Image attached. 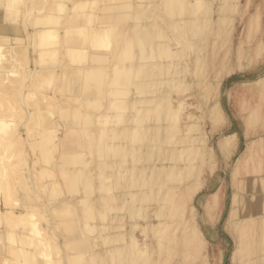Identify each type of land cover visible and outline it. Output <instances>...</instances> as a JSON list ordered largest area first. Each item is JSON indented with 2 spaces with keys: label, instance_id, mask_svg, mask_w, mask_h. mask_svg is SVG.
<instances>
[{
  "label": "rangeland",
  "instance_id": "374dc122",
  "mask_svg": "<svg viewBox=\"0 0 264 264\" xmlns=\"http://www.w3.org/2000/svg\"><path fill=\"white\" fill-rule=\"evenodd\" d=\"M119 1L124 2L125 0H99L103 8L99 9L97 15L94 11H90L92 14L89 15L92 18L88 25V33L97 30L92 24L100 13L108 17L105 18V22L117 13V2ZM167 4L160 3L151 7L153 15L151 21L161 26L160 33H154L152 36L154 40L161 42L169 39L165 34L174 37L169 39L170 58L162 55L157 59L161 63H167L175 58L176 62L171 71L170 69L165 70L164 66L162 69L158 68L154 77L157 75V79L159 77L170 79L183 75L187 86L175 87L164 80L165 83H159L155 91L136 93L138 97L165 96L164 99H158L159 103L161 100L163 102L155 110H149L151 105L139 102V98H136L137 101L130 102L131 93L123 95L119 100H113L115 107L106 103L105 116L99 118L98 115L90 119V122L93 121L91 124L96 123L99 127L103 125L104 133L102 135L98 133L92 137L89 144L86 132L80 130L81 140L88 146L94 145L91 152L87 145H76L79 150L86 153V157L82 158L83 162L87 161V157L92 159L97 157L95 153L100 152L99 148L103 150L104 145L106 146L105 152L99 154L105 156L101 158L105 157V160L108 158V161L111 158L113 161H109L110 163L104 161L99 167L93 165L88 171L93 187L87 191L88 198L85 206L94 209L95 217L91 216L87 219L88 225L84 224L83 234H77L73 239L74 245L70 248L80 252L92 249L98 251L96 259H92L87 264L122 263L127 251L134 253L136 250V244L126 243L124 245L126 241H129L130 235L122 236L113 243L123 248L119 250V254L107 255L105 248L109 245L107 241L112 238V234H117L124 229L130 220L135 222V228L130 234H133L137 240L140 239L137 251L140 259L136 264H264V219L261 221V214L264 213V0H176L174 3ZM205 7H209L211 11L213 8L217 10L214 9L213 13H209L211 11L206 9L209 10L206 12ZM171 12L174 14L170 15ZM184 15L186 17L190 15L191 19L196 20L194 23L187 20L188 24L187 21L177 22ZM198 17L203 21L200 19V22ZM145 18L143 16L139 21L149 20ZM206 18L215 20L207 21ZM196 36L200 38L195 40ZM9 50L3 57H10ZM15 50L18 52V49ZM119 51L120 46L117 45L113 47L111 55L115 56ZM177 53L178 57L174 56ZM112 58L117 60V57ZM143 58L145 57L138 59L144 63ZM132 59L134 58L128 57L126 61L130 62ZM114 60L105 58L100 62H93L94 65L103 67L99 70L105 75V100L103 99L101 104L121 95H116L109 90V87L116 85L113 84V72H111ZM18 67H21L20 64H17ZM130 79L131 84L133 79H141V77L137 73L134 75L132 71ZM22 91L19 88L18 98H21ZM167 96L168 98L175 96L172 103L173 112L181 108L183 110L174 114L173 117L172 112H167L169 116L166 115L170 119L167 121L170 126V136L164 141L160 137L165 120L163 118L166 116L164 114L170 111L169 106L166 108L169 102ZM177 96H183L181 104L178 103L180 99ZM98 103L97 99H89L88 106L80 104L84 111L82 115L85 116L86 111L89 112V110L96 112ZM62 105L55 115L56 129L47 135L55 141L58 135H64L65 126L70 122L68 114L79 109L74 106L72 109L68 108L67 103ZM11 110L13 113L22 115L23 105L14 104ZM116 111L120 113L115 114ZM100 120L105 121L101 123ZM22 121L23 116L15 118L11 123L9 134L0 140V145L4 146L0 148V158L2 156L7 158L4 155L5 151L9 147H15L13 135L20 131ZM156 122L162 123L158 132L159 136L155 129L149 130L152 127L151 123ZM43 124L45 127L48 126L46 120ZM4 129L5 123H0V131ZM28 131L27 129L25 133ZM5 139L10 140L2 144ZM127 142L139 146L136 155L130 154L131 150L127 149ZM68 143L59 141L60 146ZM44 144L48 149L51 147V150L49 153L48 150L45 151L47 155L43 159L56 161L52 155H61L62 148L59 149L60 147L55 146L51 140L44 141ZM111 144L119 145V147ZM177 146H180L179 151H176ZM165 152L177 155L164 159ZM27 153L25 154V150L15 153L13 155L16 156L15 158L3 162L9 164L23 159ZM47 161L42 160L43 164ZM146 162L151 165L156 162L160 168L167 166L169 172L162 178L161 186H155V199L140 200L141 209L136 214V212L133 213V208L139 200L123 201L118 196L122 194L120 192L123 191L124 185L128 186V183L137 176L138 170L133 167ZM179 162L185 163V166L181 174L175 175L169 166ZM155 171L154 168V172L149 175L150 178L147 174L145 175L150 180L147 181L144 177L146 184L144 186L142 182L143 185H141L144 187L141 186V189H149L153 186ZM99 173L104 174L103 187L96 185L97 179L100 180ZM47 175L49 173L41 174L39 180L27 189L26 194L34 195V189L41 190V186L45 185L44 181L51 179L54 174ZM59 176L61 180L59 187L63 193L60 198H65L73 183L63 180L60 172ZM51 185L48 184V188ZM168 185L170 187L178 185L179 189L164 193L161 197V193L167 189ZM82 189L79 188L78 194L82 193ZM77 192L74 193L77 194ZM101 194L102 196L99 197ZM83 195H85L84 192ZM215 195L216 199L213 201ZM14 198L12 199L11 196L10 202H14ZM83 205L81 200H76L75 204H72L75 209ZM174 206H178V221H188L186 229L188 231L181 232L180 228L175 229L176 224H171L163 232L154 229L155 236H153V230L150 227V231L144 228L151 221L158 223L163 215H174ZM66 210H50L49 207H45L37 215L35 223L38 229L36 230H43L48 234V239L52 236L53 244L56 239L55 234L51 233V224H53V219L58 220V218L69 216L70 212L67 213ZM157 214L158 216H155ZM105 224L109 225L107 229H105ZM55 229L57 231L58 226ZM58 235L62 237L68 235L64 225L61 230L59 228ZM154 237H157L159 241L153 246L148 247L143 243L145 240L151 241ZM79 241L86 242L87 247L79 248L76 245ZM61 249L59 258L56 257L57 250L55 253L52 252L51 256L49 255L51 264H55L61 258H66L67 245L61 246Z\"/></svg>",
  "mask_w": 264,
  "mask_h": 264
},
{
  "label": "bare ground",
  "instance_id": "6f19581e",
  "mask_svg": "<svg viewBox=\"0 0 264 264\" xmlns=\"http://www.w3.org/2000/svg\"><path fill=\"white\" fill-rule=\"evenodd\" d=\"M175 1H119L117 2V13H114L109 18L110 20L106 22L105 18L108 17L100 13L99 16H96L97 18L92 24L97 30L88 33V25H90L92 18L89 15L92 14L90 11H94V14L97 15L99 9L103 8L99 0H0V123H5V129L0 131V140L4 136L6 137V134H9L13 120L23 116L20 131L13 135L15 147H9L5 151L4 155L7 158L4 156L0 158V264H51L50 256L52 252L55 253L57 250L59 253L57 252L56 257L59 258V254L62 251L61 246L63 245H67V249L65 250L67 256L65 259L61 258L60 261H56L55 264H87L92 259H96L98 251L92 249L89 251L82 250L80 252L72 250L70 246L74 245L73 239L76 238L77 234H83L84 224L88 225L87 219L91 216L93 218L95 217L94 209L92 210L88 206H85L88 198L87 191L93 187L88 171L93 165L99 167L103 165L104 161L110 163L109 161L112 159L110 158L108 161V158L106 160L105 157L101 158V156H105L104 154H99L105 152L106 146L104 145L103 150L99 148L100 152L95 153L97 157L94 159L87 157V161L83 162L82 158L86 157V153L79 150L76 145H87L81 140V131L86 132L87 138H89L87 141L88 144L92 137L98 135V133L101 135L104 133L105 128H103V125L99 127L96 123L91 124L93 121L90 122V119L95 116L98 117V115L99 118H103L105 116L106 103L114 106L115 102L113 100H119L123 95L131 93L132 97L130 98V102H133V100L137 101L139 98V102H145L151 105L149 106L151 107L149 110H155L163 102L161 100L159 103L158 99H164L165 96H159V98L156 95L138 97L136 93L139 94L140 92L149 90L155 91L159 83H165V81L173 84L175 87L181 86L183 88L187 86V81L184 80L185 76L183 75L180 77L176 76L175 78L172 77L174 79L173 81L172 78L159 77L160 79H157V75L154 77L157 74V69H162L163 66L165 70L170 69L169 71H171L176 61L173 58L174 60L171 59L172 61L161 63L157 59V57H161L162 55L170 58L171 47L169 39L171 36L165 34L166 38H169L166 41L164 40L165 42L153 39L152 35L154 33H160L161 30L159 28L161 26L155 25L151 21L153 16L151 7L160 3H168L167 5H169ZM209 7L211 8V6ZM209 7H205L204 10L209 9L211 11L212 8L210 9ZM209 10H206V12ZM212 11L209 13H213ZM169 14L172 15L174 13L171 12ZM143 16L149 20H146V22L139 21ZM198 19L200 21L201 18L198 17ZM212 19L206 18L207 21H211ZM187 20L193 21L192 23H194L196 19L193 20L190 15L187 17L184 15L177 22ZM201 20L203 21V19ZM102 25L104 26L103 28ZM29 37L31 38L30 40ZM171 38L174 37L172 36ZM195 38V40H198L197 38L200 37L196 36ZM117 45L120 46V51L113 56L111 55L112 49ZM15 49H18V52ZM7 50H9L10 57H3ZM174 56L178 57V53ZM112 57H117V60H114ZM128 57H133L134 59L127 62ZM137 57H145L143 58L145 62L142 63ZM105 58L114 60L111 72H113V84L116 85L109 87V90L116 95H121L115 96L112 100L101 104V101L103 99L105 100V75L103 71L99 70L103 67L94 65L93 62H100L105 60ZM16 63L20 64L21 67L17 68ZM3 67L8 68L3 69ZM165 70L164 73L166 74ZM173 70L175 71V69ZM132 71L134 75L137 73L141 79H133V82L130 84ZM159 72H162V70H159ZM177 75L180 74L177 73ZM18 76L19 78H17ZM158 76H160L159 73ZM125 86L127 87L125 88ZM19 88L23 90L21 98L17 97ZM165 92L168 93V91ZM182 97H178L180 99L178 100L179 104L183 102ZM89 99L99 100V105L96 107V112H90L89 110L83 116L82 113L84 111L81 109L83 107L80 104H83L82 106H85V104L88 106ZM168 100L169 102L165 105L166 108L169 106L170 111H166L164 115L167 114L169 116L168 113L172 112L171 116L173 117L175 116L174 114H178L183 110L181 108L179 111L173 112L174 106L172 103L175 100V96L168 98ZM74 102L77 103L73 104ZM19 103L23 105L22 115L13 113L11 110L12 105L16 104L19 106ZM63 103H67L69 105L68 108L72 109V106H74L79 107V109L75 112L71 111L68 114L70 122L65 126L64 135H58L57 139L55 137V141L53 138L47 137V135L56 129L55 125L57 123L55 115L58 109L62 108ZM119 113L120 111H116L115 114ZM123 116L126 118L125 114ZM166 116L163 118L165 119L162 128L163 137H160L164 141L170 136V126L167 124V121L170 119ZM45 120L48 123L47 127L43 124ZM100 121L103 123L105 120ZM161 124L160 122L151 123L152 127L149 130L155 129L158 135ZM166 128L168 130L165 131ZM27 129L29 131L25 133ZM9 140H3L2 144L5 141L9 142ZM46 140H51L55 146L60 147L59 149L62 148L61 155H52V158H56L54 162L47 161L48 159L45 158L43 159L47 155L45 151L48 150L49 153L51 150V147L49 149L45 147L44 141L46 142ZM59 141L69 143L60 146ZM93 146V144L92 146H88L90 152ZM113 146L119 147L116 144ZM3 147V145H0V148ZM127 149L131 150L132 153L130 152V154L136 155L139 146L127 142ZM24 150L25 154L28 153L23 156V159H18L9 164L3 162L7 159L15 158L16 156H13L15 153H21ZM179 150L180 146H177L176 151ZM176 155L165 152L164 159H170V156ZM42 160L47 162L43 164ZM184 164L183 162H179L169 167H171L172 173L179 175L185 166ZM133 168L138 170L137 176H135L133 181L128 183V186L124 185L122 188L123 191L120 192L122 194L118 197L123 199V201L139 200L138 204L133 208V213L136 212L137 214L141 209L140 200H154L156 195L155 186H161L163 183L162 178L169 171L167 170V166L166 168H160L156 165V162L152 165L146 162ZM154 168L156 170L154 173L156 176L153 186L149 189H141V186L143 184L145 186L146 184L144 183L146 182L145 180H150L148 178L154 172ZM44 172L49 173V175L53 173L54 175L53 177L51 176V179L44 181L45 185L41 186V190L34 189V195L29 196L26 194L27 189L33 186ZM59 172L63 180L73 183V186L69 187L70 195L68 194L65 198H60V195H63V193L59 187L61 184ZM146 174L148 178H146ZM103 177L104 174L99 173L98 178L100 180L97 179L98 182L96 181V185L99 187H103ZM144 177L145 180L143 179ZM138 180L141 181L139 182ZM48 184H52L50 188H48ZM79 188H83L81 194L77 192ZM177 189H179L178 185L172 187L168 185L167 189L161 193V197L164 196V193H171ZM10 191H12V194H10ZM74 192H77V194ZM83 192L85 195H83ZM11 196L12 199L15 197L14 202H10ZM101 196L102 194L99 197ZM215 199L216 195L213 201ZM76 200H81L84 204L79 209H75L72 206ZM182 201L183 199L180 200V203ZM45 207H49L50 210L67 209V213L70 212L69 216L62 217L61 219L58 218V220L53 219L50 230L51 233L55 234L56 241L54 244L52 236L48 239V234L43 230H36L38 229L37 223H35L37 215ZM177 207L174 206L173 208V211H175L174 215H163L162 217L159 214L162 218L158 220V223L147 221L149 223L144 228L149 229L150 227L153 230V236H155L154 229L163 232L171 224H176L174 226L175 229L180 228L181 232L188 231L186 230L188 228V221H178L179 219H177L179 217ZM175 215L176 217H173ZM155 216H158V214ZM261 217V221H263L264 213L261 214ZM15 223L17 224L16 226ZM62 225L67 229V236L62 237L58 235L59 228L61 230ZM56 226H58L57 231L55 229ZM107 227L109 225L105 224V229ZM134 228L135 222L129 220L124 226V229L117 234H112V238L108 240L109 242L107 241L109 243L105 248V254L107 255L119 254V250L123 249L120 247L121 245L113 244L122 236L130 235L129 241H126L124 245L126 243L136 244V250L133 249L134 253L127 251L126 258L123 262L116 264H125L126 261L127 264H136L139 261L140 258L137 251L139 248L138 240L140 239L138 238L137 240L133 234H130ZM37 232L38 234H36ZM157 241L159 239L154 237L153 239L151 238V241L145 240L143 243L150 247L157 243ZM76 245L79 248L87 247V243L84 241L76 242Z\"/></svg>",
  "mask_w": 264,
  "mask_h": 264
}]
</instances>
